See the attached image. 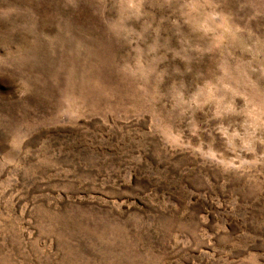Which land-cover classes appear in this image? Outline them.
Listing matches in <instances>:
<instances>
[{
	"label": "rangeland",
	"instance_id": "1",
	"mask_svg": "<svg viewBox=\"0 0 264 264\" xmlns=\"http://www.w3.org/2000/svg\"><path fill=\"white\" fill-rule=\"evenodd\" d=\"M0 264H264V0H0Z\"/></svg>",
	"mask_w": 264,
	"mask_h": 264
}]
</instances>
